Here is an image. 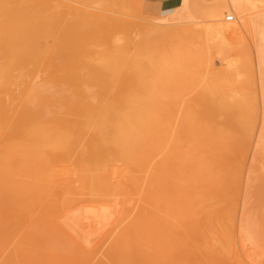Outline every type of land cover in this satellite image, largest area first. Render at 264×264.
Returning <instances> with one entry per match:
<instances>
[{
  "label": "bare ground",
  "instance_id": "obj_1",
  "mask_svg": "<svg viewBox=\"0 0 264 264\" xmlns=\"http://www.w3.org/2000/svg\"><path fill=\"white\" fill-rule=\"evenodd\" d=\"M214 1L211 6L206 3L209 0L203 1L204 7L197 4L215 22L208 27L214 38L250 32L258 43L264 39V24L258 22L264 13H257L254 0ZM20 9L16 16L0 9V52L8 55L0 67V90L8 93L13 104V115L2 129L5 140L0 141V252L14 244L12 254L8 250L9 264H80L93 260L92 254L103 249L110 251L104 259L111 264H214L216 260L222 264L237 259L233 249L226 254L217 247L206 248L209 234L224 218L219 219L213 171L197 158L210 154L218 139L215 145V140L199 135L198 144L184 153L182 138L168 135L173 130L175 98L198 82L188 77L199 74L194 62L202 61L187 53L191 52L186 46L189 41L185 48L181 44L182 49L177 45L178 51L172 50L176 42H171L178 43L176 37L182 31L175 39L146 46L126 44L119 62L112 61L107 51L100 55V74L117 75L121 80L120 106L86 103L77 73L79 64L93 62L96 47L107 42L98 44L95 38L65 41L60 51L68 54L67 78L76 88L74 100H80L63 105L57 101V76L47 81L39 74L22 73L18 89L12 88L17 64L30 60L39 46L37 28L26 24ZM224 10L233 12L236 21L223 22ZM165 30L153 35L172 33ZM185 30L182 34L188 38H181L189 39V30ZM183 52L189 60L195 58L192 63L187 61L195 73L191 66L188 70ZM256 52L263 68L264 47L259 45ZM199 61L200 67L207 64ZM214 83L203 88L208 105L214 102L212 87L218 86ZM262 91L264 98V86ZM190 110L181 114L186 120ZM177 112L179 119L182 112ZM95 261L102 264L101 259Z\"/></svg>",
  "mask_w": 264,
  "mask_h": 264
},
{
  "label": "rangeland",
  "instance_id": "obj_2",
  "mask_svg": "<svg viewBox=\"0 0 264 264\" xmlns=\"http://www.w3.org/2000/svg\"><path fill=\"white\" fill-rule=\"evenodd\" d=\"M187 1V3H183V0L169 2L165 6L163 15L159 14L161 17L153 18L147 16L152 13V10L148 6L144 10V0H0V9L7 10L12 16H16L18 10L22 8L25 12L23 17L26 19V24L35 26L39 35L37 40L39 42L37 47V53H40L39 56L35 53L27 62L17 64L18 67L13 73L16 78L12 88L13 90L18 89L21 84L19 75L22 73L39 74L41 79L47 81H51L52 76H57L58 103L63 105L72 103L76 88L67 78L70 73L67 66L68 54L60 51V48L65 46L63 44L65 41L93 40L90 38H95L98 44L105 41L107 45L97 46L93 56L94 61L91 63L84 61L79 64L77 69V73L82 78L81 86L86 91L85 96L87 99L85 101L86 103H108L120 106L123 103L121 101V80L117 75L102 76L100 74L103 68L100 55L105 54V51H107L108 57L113 58L112 61L119 62L121 51L126 44L134 46L144 44L146 46L155 41L163 42L169 38L175 39V36L181 33L180 31L186 34L185 31L187 32V30L185 28H187L189 35L194 36L195 39L191 36H189V39L182 37L183 41L181 36L184 34L181 33L180 37H176L178 43L171 39V43L176 42L172 50L178 51V49H175L177 45L182 44L184 46V44L191 42L186 45L191 52H187L188 50L186 52L188 54L193 53L192 56L194 57L196 55V59L197 56L202 59V61L196 60L199 63L207 64L203 66L201 64L200 67L198 62L196 63L194 60L195 58L192 57V60H189L191 57L188 58L186 52L179 53L187 57L185 59L183 57V60L188 63L187 67H192L193 65L189 62L195 61L194 68L199 71L200 76L198 77L199 74H193L195 73L193 67L194 70L190 68L193 72L190 74L188 67V75H194V78L193 75L188 78L193 80L192 83L198 82L195 84L196 86L193 84L194 86H191L190 90L188 89V95L183 92L185 98H183V94H180L182 98H175L176 101L173 105L175 106V115L171 120L173 122L171 123L172 126L170 125L173 130L172 134L170 132L168 135H176L175 137L182 138L184 143L181 150L184 153H189L193 148L192 145L198 144L199 135L200 139H202L201 137H207L213 139V141L215 140V145L217 144L216 139H218L217 147L212 152L210 150V154L205 152L197 158L199 164L207 163V166L213 171L218 191L219 219L224 218L223 221L220 220V226L217 223V230L209 234L210 242L206 244V248L217 247L226 254H228L226 251L229 248L236 251L237 259H230L227 262L222 261V264H264V98L261 95L264 86V67L262 68L259 65L260 61L256 52L259 45L264 47V39L258 43L255 35L250 36V32L238 35H220L221 37L217 35L214 38L216 35L208 31V27L215 25L213 24L214 21L209 18L210 14L203 13L205 8L200 11L198 5H201L199 7H202V5L204 7V5H207L206 3H208V6L210 4L215 5V1L209 0L210 2L206 3L203 2L205 0ZM254 2L257 5V13H261L263 16L264 0H254ZM185 4L186 11H184ZM232 13L224 10L223 22H235L236 19L234 21L226 20V16ZM258 19L259 23L264 24L263 17ZM154 29L156 30L154 31ZM169 29L172 31L169 35H153L155 32L168 31ZM204 30H206L207 36ZM184 36L188 38V34ZM192 38L195 41H192ZM186 41L189 42L186 43ZM192 42H195L194 46H192ZM171 43L166 44L171 45ZM166 47L169 46L165 45ZM180 47L179 49H182V46ZM170 48L171 46L167 49ZM200 56L203 58H200ZM7 59L8 55L2 50L0 52V67L5 65ZM198 78L202 81L197 80ZM207 82L208 84H206ZM214 82H217L218 86L222 85L223 89L215 85L219 90L221 89L219 91L216 90L217 87L211 86L216 94L212 96L214 98L213 104H216L210 103L211 105H208L209 102L203 96V92H205L203 88L207 89L211 83H213L211 85H214ZM192 83L188 82L191 85ZM223 83L226 85L223 86ZM206 85L209 86L206 87ZM90 93L95 94L94 100L90 98ZM104 99L106 100L103 101ZM75 100L77 102L80 98L75 97ZM199 101L200 105L202 104L201 106L198 103ZM173 102L174 100L170 101L171 104ZM180 103H183V105L180 106ZM197 104L198 106H196ZM184 105L185 107L182 108ZM186 107L193 109H188L193 111L191 112L193 114L189 113L190 111L188 114L194 122L196 120L195 125L201 122L202 126L198 124L195 128L194 122L189 123L192 120H189L191 118L188 117L189 115L187 116V113L188 120L184 118L185 115H181L184 111H188ZM207 108L210 109L207 110ZM12 109L13 104L8 93L0 90V141L2 144L5 140L2 129L11 119ZM177 111L182 112L180 113L182 120L178 119ZM174 123L175 126L179 127H175ZM179 128L187 129L185 131L181 129V132L188 134V138L193 137L190 138V141L188 138V141L186 140L188 144H191L186 145L184 140L186 135H183L184 133L182 134L178 130ZM188 128L194 130L189 132ZM178 133L179 136H177ZM223 233L229 238H225ZM12 246L13 248H11ZM12 246L5 249L7 254L9 251V254H12L14 244ZM3 251L0 252V264H9L8 261H10L11 255L9 256ZM99 251L92 254L94 256L93 260L99 262L101 259L102 264H111V262H107V259H104L108 253L110 254V251L107 249H103V252L100 251L101 253ZM33 253L40 254L41 252L34 250ZM98 253H100L99 256L102 255L99 259L97 258ZM229 256L227 255V257ZM6 257L7 259H5ZM93 260L90 259L82 263L89 264L91 262L92 264L93 262L94 264ZM37 264L39 263L37 262ZM214 264L220 263L216 260Z\"/></svg>",
  "mask_w": 264,
  "mask_h": 264
},
{
  "label": "crops",
  "instance_id": "obj_3",
  "mask_svg": "<svg viewBox=\"0 0 264 264\" xmlns=\"http://www.w3.org/2000/svg\"><path fill=\"white\" fill-rule=\"evenodd\" d=\"M173 1L175 0H144V10H146L148 6V8L152 10V13L147 16L158 18L163 15L166 4ZM159 14H161V16Z\"/></svg>",
  "mask_w": 264,
  "mask_h": 264
},
{
  "label": "built area",
  "instance_id": "obj_4",
  "mask_svg": "<svg viewBox=\"0 0 264 264\" xmlns=\"http://www.w3.org/2000/svg\"><path fill=\"white\" fill-rule=\"evenodd\" d=\"M234 19H235V16H234L233 14L228 15V16L226 17V20H227V21H234Z\"/></svg>",
  "mask_w": 264,
  "mask_h": 264
}]
</instances>
